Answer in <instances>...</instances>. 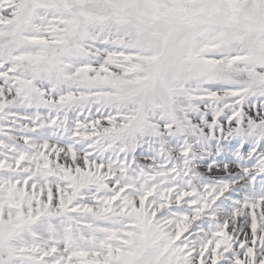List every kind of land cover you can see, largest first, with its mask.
Instances as JSON below:
<instances>
[{"label": "snow or ice", "instance_id": "6c2138e0", "mask_svg": "<svg viewBox=\"0 0 264 264\" xmlns=\"http://www.w3.org/2000/svg\"><path fill=\"white\" fill-rule=\"evenodd\" d=\"M0 264H264V0H0Z\"/></svg>", "mask_w": 264, "mask_h": 264}]
</instances>
